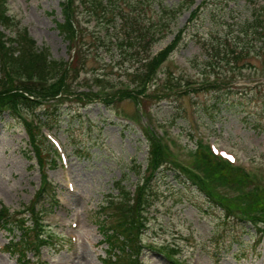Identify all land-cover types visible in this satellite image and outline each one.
<instances>
[{
  "label": "rangeland",
  "instance_id": "1",
  "mask_svg": "<svg viewBox=\"0 0 264 264\" xmlns=\"http://www.w3.org/2000/svg\"><path fill=\"white\" fill-rule=\"evenodd\" d=\"M206 1L149 0L148 7L133 8L119 0L140 22H165L159 39L149 45L142 38L128 43L123 21L107 30L77 7L69 43L55 27V19L63 20L60 0H8L19 26L65 66L56 72L63 86L50 98L20 62L10 72L45 100L24 111L38 109L46 119L43 107L57 105L48 118L52 132H44L58 145L57 160L50 161L43 142L39 164L21 119L0 111V206L19 210L28 232L40 239L37 252L28 248L21 259L14 247L20 231L0 226V264L107 263L100 224L109 209L101 206L117 196L120 179L123 187L135 186L136 195L146 194L139 195L137 213L139 240L145 244L140 264H264V194L257 189L264 184V43L252 25L259 10L264 12V0ZM8 29L0 25L10 34ZM169 42L175 44L172 52L139 93L145 62ZM1 65L0 55V73ZM144 125L169 151L159 160L149 195L140 184L151 170ZM197 141L202 152L209 153L205 146L215 143L234 154V163L261 176H244L235 168L227 180L211 177L209 172L218 175L216 165L225 163L211 152L208 164L196 150ZM196 168L208 177L214 197L183 183L179 172L191 178ZM45 176L53 182L57 203L37 195ZM132 199L138 207L137 196Z\"/></svg>",
  "mask_w": 264,
  "mask_h": 264
},
{
  "label": "trees",
  "instance_id": "2",
  "mask_svg": "<svg viewBox=\"0 0 264 264\" xmlns=\"http://www.w3.org/2000/svg\"><path fill=\"white\" fill-rule=\"evenodd\" d=\"M82 10L92 13L99 20H106L109 26H115L117 21L122 22V29H124V33L126 38H129L130 41L128 43H132V41H136L142 38L144 41L150 45L152 42H156L161 36V29H163L165 22L162 20L159 21H148L140 22L137 15L133 13V8L148 7L146 2L149 0H121L125 1L126 4L133 6L130 11H124L119 6V0H76ZM187 4H192L194 0H185ZM144 3V4H143ZM61 10L63 13V20L55 19V27L58 29L60 35L67 40L69 43L73 41V35L75 33V29L72 27L73 16H75V3L74 0H60ZM194 10V8H193ZM196 10V9H195ZM168 17V12L161 11ZM259 12H263L259 10ZM254 17V21L252 25L255 27L254 33L258 32L257 39L264 43V15L259 13ZM264 13V12H263ZM168 20H166V23ZM124 24V25H123ZM0 25L3 28H14L16 30L15 36H8L3 31L0 30V55L2 58L1 65V73H0V111L7 110L8 113L14 115V109L19 107H30L36 101L28 96V94L35 93L36 89L30 83H19L14 80L10 73L5 70V64L11 60L13 69L16 67V63H21V67L27 73L28 76H39L43 80H50L57 77V73L59 72L63 66H65V62L62 59H54L50 57V53L47 48L38 47L36 45L35 40L28 34L27 30L23 26H19V21L15 20L13 17L6 13L5 0H0ZM248 25V24H247ZM246 28V27H244ZM78 32V30H76ZM78 34V33H77ZM122 44H125L122 42ZM139 45L140 42H138ZM242 49V48H240ZM232 50V49H230ZM233 51V50H232ZM165 50L161 54V57H164ZM234 52V51H233ZM216 55V54H215ZM236 56V55H233ZM214 62L210 61L206 63V65H213ZM156 65V64H154ZM147 68V73L153 70V66L149 63V65H145V69ZM63 86V79L57 82L49 83L46 88L51 92H54L56 88L59 86ZM46 109V108H44ZM46 111V119H43L39 112L36 111V114L39 117V120L43 125H46L48 128L52 127V123L49 122L48 118H51V113H55L56 108L50 109L48 108ZM15 116V115H14ZM55 115H53L54 117ZM26 130L29 135V143L30 148L35 150V154L37 157V161L39 164L43 163V147H47V143L45 141L44 136L40 132L39 129L26 125ZM148 137V136H147ZM149 149H150V160L149 164L151 167V171L157 169L159 164V160L165 158L163 154L165 152L161 150V145L156 140H151L148 137ZM43 142L46 143L43 146ZM48 152V150H46ZM201 152L200 149H198ZM46 152V153H47ZM203 153V158H205L210 163V159L207 158V154ZM199 157V156H198ZM47 158V157H46ZM49 160V158H48ZM219 164V163H218ZM223 164V163H222ZM216 165L218 175L216 173H212L209 175L217 178H224L225 175H228V169L226 165ZM212 166V163H210ZM154 166V167H153ZM159 170V169H158ZM44 172V171H43ZM155 173V172H154ZM179 175L183 177V183L185 181H190L195 184L197 188L204 191L206 196L208 195V186L202 182L200 179L194 177L191 174L190 177H186L184 174L179 172ZM226 179V178H225ZM223 179V180H225ZM227 180V179H226ZM116 186L119 188V192L117 196H111L108 198L101 208H108V212H104L106 214V218H102V223L100 227L102 228V232L104 234V240L107 243V251L109 253V258L106 264H137V251L140 248V241L138 239V207H134L131 203L133 200L132 197L135 195H130V190L126 187L121 186V179L116 180ZM257 189H259L257 187ZM53 187L50 182H46L45 186L42 189H39L37 195H49L53 198ZM250 192L247 193V195ZM260 194H264V190L260 189ZM211 195V194H209ZM137 196V195H136ZM139 196V195H138ZM137 196V197H138ZM51 199V200H52ZM137 206L139 203L137 202ZM34 217L38 219V216L34 212ZM0 226L11 230L18 229L20 232L16 235L18 238L15 240V251L18 252L19 258H24L25 253L28 248L34 250V235H31L28 232V229L31 227L24 224V218L20 214L19 210L10 211L7 207L3 205L0 206ZM11 241V240H10ZM12 242V241H11ZM259 242V241H258ZM257 242V243H258ZM13 243V242H12ZM256 247V246H255ZM105 260V259H104ZM106 262V261H105Z\"/></svg>",
  "mask_w": 264,
  "mask_h": 264
}]
</instances>
